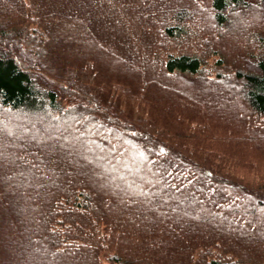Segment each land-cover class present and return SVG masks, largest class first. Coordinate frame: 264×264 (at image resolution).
<instances>
[{
    "label": "trees",
    "instance_id": "16d2710c",
    "mask_svg": "<svg viewBox=\"0 0 264 264\" xmlns=\"http://www.w3.org/2000/svg\"><path fill=\"white\" fill-rule=\"evenodd\" d=\"M8 1L0 0V106L54 121L55 115L70 117L62 104L67 96L77 104L73 118L85 120L99 138L88 160L96 158L101 172L96 184L89 181L92 161L82 162L88 170L76 167L62 151V132L45 134L36 126L38 136L0 133V147L5 145L0 150V264H264L234 248L240 242L234 226L244 227L247 235L260 234L250 220L264 215V179L246 181L221 160L170 138L167 128L145 117L139 123L129 119L128 110L96 95L75 70L57 63L55 20L80 27L86 20L92 27L99 0H12V9ZM253 4L264 17V0H211L210 6L215 22L223 24L228 12ZM56 11L58 17L50 19ZM180 18L179 24L164 25L168 38L185 34ZM163 57L166 73L198 77L203 67L195 53L168 51ZM236 78L244 100L264 119V54L236 69ZM113 134L141 151L143 163H133L139 173L127 169L125 174L115 166L122 153L101 148ZM122 143L117 138L116 147ZM68 144L83 146V141ZM104 182L119 187L113 186L116 194L100 188ZM189 200L201 203L203 212L193 215ZM225 246L235 255L221 250Z\"/></svg>",
    "mask_w": 264,
    "mask_h": 264
},
{
    "label": "rangeland",
    "instance_id": "374dc122",
    "mask_svg": "<svg viewBox=\"0 0 264 264\" xmlns=\"http://www.w3.org/2000/svg\"><path fill=\"white\" fill-rule=\"evenodd\" d=\"M98 2L91 15L92 27L86 20L84 27L55 20L53 27L57 37L52 52L56 54L57 63L75 70L96 95L111 97L119 110H128L129 119L139 123L140 118L145 117L152 125L167 128L170 138L221 160L226 170L246 181L264 179V127H261L264 119L244 100L240 94L242 83L236 78V69L247 68L251 60L264 54V17L257 6L228 12L225 23L217 24L212 16L211 0ZM8 4L12 9V0ZM47 5L52 10L56 8L50 1ZM16 8L14 11L19 14ZM178 12L187 17H178ZM58 15L56 11L50 19ZM177 18L181 19L186 32L183 36L168 38L162 29L165 24H179ZM168 51L199 55L203 67L198 77L166 73L163 54ZM55 82L53 84L57 85L59 80ZM234 87L239 92L232 91ZM67 99L64 96L62 104L69 110L70 117L55 115L54 121L0 106V133L11 138L38 136V132H34L36 126L45 134L53 130L62 132V151L72 157L68 158L76 167L88 170L82 162L92 161L88 164L92 169L87 173L89 181L96 184L101 168L94 164L96 158H88L99 138L91 133L85 120L73 118L77 104ZM79 105L85 109L84 101L79 100ZM117 138L123 141L118 148ZM81 141L83 146L68 147V143ZM107 141L101 148L108 152L110 147L122 153V160L115 166L125 174L127 169L131 174L140 172V166L133 163H143L144 156L136 149L135 142L117 134ZM4 148L5 145H1L0 150ZM114 182L117 183L116 177ZM113 186L104 182L100 188L109 187L116 194ZM193 202L189 200L187 204ZM194 205L193 215L203 212L201 203L194 202ZM184 206L186 210L188 205L184 203ZM255 219L250 221L259 235L255 231L247 235L244 227L234 226L238 232L234 237L240 239L234 248L245 259H264V243L259 239L261 233L264 234V215ZM228 249V254L235 255L230 246L221 250Z\"/></svg>",
    "mask_w": 264,
    "mask_h": 264
}]
</instances>
